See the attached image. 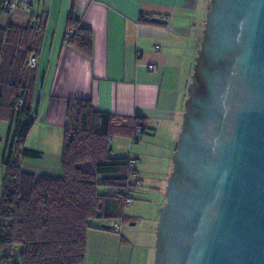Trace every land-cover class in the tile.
<instances>
[{
    "label": "crops",
    "instance_id": "1",
    "mask_svg": "<svg viewBox=\"0 0 264 264\" xmlns=\"http://www.w3.org/2000/svg\"><path fill=\"white\" fill-rule=\"evenodd\" d=\"M210 8L211 0H38L28 13L21 9L11 17L0 13L6 16L1 28L31 26L35 35L41 29L33 28V16L45 22L39 39L34 36L30 41V48L35 49L32 58L36 59V66L31 68L35 70L31 109L36 121L24 144L41 155L36 159L20 157L22 169L37 177L62 175L69 105L85 100L97 112L145 118L151 134L174 140L164 160L170 164L169 178ZM70 12L80 27L92 34L89 59L65 41ZM150 65L155 69L150 70ZM16 120H0L1 164ZM117 144L121 147L120 142ZM166 188L167 180L158 190L160 208L167 200ZM121 207L117 199L110 202L112 212L120 216L109 223L110 229L88 231L85 264L154 263L159 219L147 243L133 246L118 223L124 214ZM5 251L0 248V264Z\"/></svg>",
    "mask_w": 264,
    "mask_h": 264
},
{
    "label": "water",
    "instance_id": "2",
    "mask_svg": "<svg viewBox=\"0 0 264 264\" xmlns=\"http://www.w3.org/2000/svg\"><path fill=\"white\" fill-rule=\"evenodd\" d=\"M172 162L153 264H264V0H211Z\"/></svg>",
    "mask_w": 264,
    "mask_h": 264
},
{
    "label": "trees",
    "instance_id": "3",
    "mask_svg": "<svg viewBox=\"0 0 264 264\" xmlns=\"http://www.w3.org/2000/svg\"><path fill=\"white\" fill-rule=\"evenodd\" d=\"M44 23L42 17L38 25L32 22L33 28L41 29L38 35L31 26L0 27V120L17 119L2 159L0 248L6 249L2 264H85L88 231L107 230L94 222L118 219L110 202L117 199L126 206L125 191L138 189L132 174L142 182L136 167L131 170L130 158L111 157L110 142L113 137H128L138 143L141 136L150 133L149 120L97 112L85 100L69 105L62 175L37 177L20 166V157L36 159L41 155L24 144L36 121L31 109L35 70L28 64L35 49L30 48V41L34 36L39 39ZM67 27V45L91 58L90 30L80 27L72 12ZM20 99L25 100L22 106L18 105Z\"/></svg>",
    "mask_w": 264,
    "mask_h": 264
},
{
    "label": "rangeland",
    "instance_id": "4",
    "mask_svg": "<svg viewBox=\"0 0 264 264\" xmlns=\"http://www.w3.org/2000/svg\"><path fill=\"white\" fill-rule=\"evenodd\" d=\"M5 20L6 16L1 15L0 25H4ZM127 138H112L110 142L111 148L113 147L111 157L121 158L131 156L137 159L136 169L142 180L141 186L134 192L132 204L121 207V211L124 213L123 216L128 218L134 217L136 219H121L118 223L123 226V232H125L131 244L138 246L147 243L149 232L154 230V223L160 218V210L162 208L158 204L159 192L162 189V184H165V180L168 181L169 179L167 175L169 173L168 169H170V164L164 160L171 152L170 150L173 148L174 140H164L162 136L156 137L155 134L151 133L141 136L138 143H134L131 139ZM118 142H120L121 147H118ZM1 158L2 155H0V186L2 183L1 171L3 168ZM100 192L104 193L105 189L101 188ZM111 221L106 219L98 220L94 223L103 227L110 226L109 223ZM150 240H153V236H150Z\"/></svg>",
    "mask_w": 264,
    "mask_h": 264
},
{
    "label": "built area",
    "instance_id": "5",
    "mask_svg": "<svg viewBox=\"0 0 264 264\" xmlns=\"http://www.w3.org/2000/svg\"><path fill=\"white\" fill-rule=\"evenodd\" d=\"M38 0H3V9L4 12L9 16H13L18 9L23 10L24 12L28 13L31 10V7L37 2ZM32 22L34 25H38L40 23V17L35 15L32 18ZM28 64L31 68H34L36 66V59L35 57L30 58L28 61ZM150 70H154L155 66L150 65L149 66ZM25 100L24 99H20L18 102L19 106H22L24 104ZM137 161L134 159H131L129 161V166L131 168V170L133 171L136 167ZM132 178L136 181V187H140L141 184L140 182L137 180V177L135 174H132ZM126 193V200H125V205H130L133 201V196L134 193L130 192V191H125ZM113 228L116 231H119V226L114 224Z\"/></svg>",
    "mask_w": 264,
    "mask_h": 264
}]
</instances>
